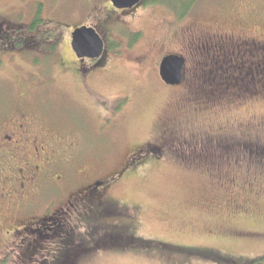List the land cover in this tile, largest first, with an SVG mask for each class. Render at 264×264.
I'll return each mask as SVG.
<instances>
[{"label": "rangeland", "instance_id": "1", "mask_svg": "<svg viewBox=\"0 0 264 264\" xmlns=\"http://www.w3.org/2000/svg\"><path fill=\"white\" fill-rule=\"evenodd\" d=\"M160 1L123 16L109 0H0V133L29 123L59 144L65 174L23 215L0 204V264H60L72 236L90 250L70 264H248L264 254V143L210 140L219 125L264 116V101L210 109L207 85L173 90L157 68L168 53L190 58L201 32L264 40L263 0H198L183 18L176 0ZM81 26L113 43L108 66L75 72L69 37ZM168 116L192 142L155 146Z\"/></svg>", "mask_w": 264, "mask_h": 264}, {"label": "flooded vegetation", "instance_id": "2", "mask_svg": "<svg viewBox=\"0 0 264 264\" xmlns=\"http://www.w3.org/2000/svg\"><path fill=\"white\" fill-rule=\"evenodd\" d=\"M144 1L140 0L138 5L129 9L118 10L110 4V0L109 4L115 13L129 16L134 13L135 9L142 7V5L144 6ZM149 5H152V3ZM230 8L231 5L227 9L229 10ZM172 12L178 14L174 10ZM262 14L264 15V11ZM260 15L261 13L257 16L260 17ZM178 19L181 20L180 18ZM176 23L177 21L174 20V23L171 24L176 25ZM72 33L69 37L71 50ZM99 37L102 39L103 51L96 59L78 58L72 50V55L76 61L75 72L85 73L89 69H98V67L109 65L111 52L114 50L113 43L109 40L106 43L103 37L100 35ZM194 39V47L186 52L190 58L177 53L164 55H177L184 60L182 81L177 86H170L174 88L173 90L178 87H183L186 90L185 84L187 82L193 83L195 87L201 86L204 88L203 85H207L209 87L208 91L212 92L204 94V96L208 99L210 96L215 98V104L209 106L210 109L218 108L222 102L233 104L235 99L241 103L245 101H264V40L260 36L255 34L252 36L239 35L237 30L230 29L219 30L216 33L201 32ZM164 56L160 62L164 59ZM85 64H87L86 67H83ZM192 89L194 93L195 88ZM189 90L187 89V92ZM214 92L218 94L216 95ZM216 110L220 111L219 109ZM234 124L235 127L231 131H228L230 128L228 129L225 125H219L215 130L218 135L212 136L214 138L209 137L212 138L210 140H222L226 143L224 137L233 141L238 139L241 142L248 141L249 143H246L256 149L257 146L263 145L264 116L257 117V119L252 118V121L245 122L242 126H239L236 122ZM156 135V147L159 144L172 146L176 143L182 144L189 141H183L181 138L182 134L178 133L176 123L169 116L158 121ZM192 137L195 138V136ZM47 139L33 131L29 123L20 124L17 121L13 123L12 130H4L0 133V204L5 199H8L7 201L10 203L14 201L11 208L15 214L23 215L28 208H32L45 187L53 184L58 185L60 182L63 183L65 181L64 172L58 169L59 162L54 160L59 156V153H57L59 144L54 140L48 143ZM146 146L151 145L146 143L143 147L146 149ZM147 151L148 148L146 149ZM157 152H160L159 149L156 150V154ZM72 189L75 190V188ZM62 203L69 204V201L66 200ZM41 219L48 221L50 217H42ZM61 222L56 221V226L61 228ZM51 225H53V222ZM76 244L68 246L67 251L64 253L67 254L66 257L69 260L74 256V253L80 252L81 255L84 251L90 250L85 245Z\"/></svg>", "mask_w": 264, "mask_h": 264}, {"label": "water", "instance_id": "3", "mask_svg": "<svg viewBox=\"0 0 264 264\" xmlns=\"http://www.w3.org/2000/svg\"><path fill=\"white\" fill-rule=\"evenodd\" d=\"M140 3V0H110V4L118 9H129ZM71 48L78 58L96 59L102 53V39L93 28L80 27L71 35ZM184 60L177 55L164 56L159 64L158 75L165 85L177 86L182 81Z\"/></svg>", "mask_w": 264, "mask_h": 264}, {"label": "trees", "instance_id": "4", "mask_svg": "<svg viewBox=\"0 0 264 264\" xmlns=\"http://www.w3.org/2000/svg\"><path fill=\"white\" fill-rule=\"evenodd\" d=\"M198 0H176V4L177 5H180L179 7H180V10H181V14H178L179 15V17L180 18H183V17H185V14H187V12L195 5V3L197 2ZM156 2H160V3H162L163 1H160V0H145L144 1V3H145V5L147 4H151V3H156ZM164 3V2H163ZM34 19V21H32V23H31V27H30V29L32 30L33 28H34V24H36L37 23V25L38 24H40V21L38 20V18H36V16H35V18H33ZM1 25V24H0ZM55 48V46H54V44H53V46H52V50ZM72 236V235H71ZM68 243L69 244H67V246H71V245H73V244H81V243H83L84 242V240L82 239H80L81 241H79L77 238H76V236H72V237H68ZM67 246H64V248L62 249V250H64V253H65V248L67 247ZM66 255L67 254H63L62 255V257H60V259H59V261H61V263L60 264H70L71 263V261L69 260V258H67L66 257ZM248 264H264V254L262 255V257H260V258H256V259H254V260H251V262H249Z\"/></svg>", "mask_w": 264, "mask_h": 264}]
</instances>
